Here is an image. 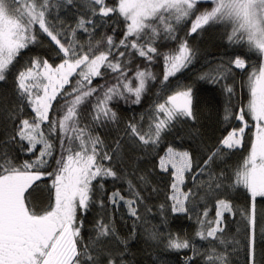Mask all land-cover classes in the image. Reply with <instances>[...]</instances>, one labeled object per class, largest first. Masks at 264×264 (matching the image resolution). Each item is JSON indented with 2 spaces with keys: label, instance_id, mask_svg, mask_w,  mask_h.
<instances>
[{
  "label": "snow or ice",
  "instance_id": "obj_1",
  "mask_svg": "<svg viewBox=\"0 0 264 264\" xmlns=\"http://www.w3.org/2000/svg\"><path fill=\"white\" fill-rule=\"evenodd\" d=\"M213 25L232 59L199 79L231 101L239 70L249 99L225 107L209 140L192 86L171 81L196 59L188 38ZM45 39L49 55L21 65ZM252 53L264 58V0H0V264H130L135 231L122 236L115 213L141 219L143 193L160 191L154 175L168 179L171 214L195 216L196 230L150 239L183 251V264H238L241 244L244 264H264V62L249 64ZM156 84L151 106L122 119L120 101L141 105ZM45 179L47 197H34ZM109 181L126 187L109 192Z\"/></svg>",
  "mask_w": 264,
  "mask_h": 264
},
{
  "label": "trees",
  "instance_id": "obj_2",
  "mask_svg": "<svg viewBox=\"0 0 264 264\" xmlns=\"http://www.w3.org/2000/svg\"><path fill=\"white\" fill-rule=\"evenodd\" d=\"M225 31L226 29L223 26L213 25L206 27V30L200 35L189 37L190 45L196 51V59L192 65L181 73H178L177 78H173L171 81V89H174L176 84L192 86L197 104L199 121L203 126L201 130L205 133V139L209 140L220 134L219 130L223 127L220 123V118L225 107L229 104H237L238 99L240 103L246 105L249 99L247 88L245 87L243 91L240 90V81L242 79L246 81L247 77L239 70L235 71L237 96H234L231 101H229V98L223 91L221 85L199 79L202 73L208 72L211 68L216 67L222 61L227 64V62L232 59V48L226 46L224 37ZM177 34L181 38H184L186 35V29L179 31ZM165 43H168L169 47L174 46L173 42L167 41ZM164 50L167 51V49ZM48 55L49 44L45 39L40 46H33L30 50H26L20 63L23 65L34 56L46 57ZM261 62H264V58H261L254 53L250 54V59L248 60L249 64H259ZM150 67L151 71H153L158 77L162 78V73L164 71L162 62H154ZM227 82L232 83V80L229 79ZM160 91L161 86L156 84L152 91L145 95L141 105H126L123 101H120L118 110L122 119L127 120L133 116L139 118L140 114L145 112L151 106L156 99V95ZM248 147L249 145L246 143L244 149L237 151L235 155L232 156L230 166L236 165L240 162L242 156L247 155L246 149ZM193 148H195V144H193ZM138 167L141 170L146 171L150 169L151 165L140 163ZM167 183V177L161 178L159 175H154L152 178V186L158 187L160 191L156 193L145 191L143 193L147 199L143 204L138 206V212L141 219L130 217L124 206H120L119 211L115 213V227L122 236H128L135 231L136 238L130 246V264H183V260L185 259L183 251L177 253L165 250L162 243L158 244L156 241L150 239V234L154 229L160 231L163 235H167L168 232H180L182 234L187 233L190 237L194 236L196 230L195 216H193L192 220H188L183 216L176 218L169 211L168 203L166 201ZM49 184L50 181L45 179L40 184V190L33 194L34 197L40 199L47 197V186ZM106 187L110 192L114 187L123 189L126 185L119 182L113 185L112 182L109 181ZM234 195L236 194L234 193ZM235 202L237 205L242 206L243 196L237 195ZM161 205H164L163 209L161 208ZM146 208L151 209V211H146ZM111 212L112 209L109 208L108 213L111 214ZM99 215H101L99 207H93L88 213L85 228L91 229L95 219H97ZM238 224L239 217H237V224L232 225L233 233H235ZM205 243L206 242L203 241L198 242L197 246L199 247L201 244ZM232 258L236 260L238 264H244L243 244H241L239 255H234Z\"/></svg>",
  "mask_w": 264,
  "mask_h": 264
}]
</instances>
